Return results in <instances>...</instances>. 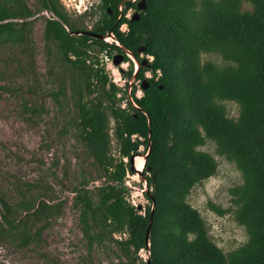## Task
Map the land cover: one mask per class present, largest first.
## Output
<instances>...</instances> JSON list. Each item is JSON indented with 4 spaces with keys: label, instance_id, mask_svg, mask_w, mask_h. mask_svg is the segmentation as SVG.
<instances>
[{
    "label": "trees",
    "instance_id": "16d2710c",
    "mask_svg": "<svg viewBox=\"0 0 264 264\" xmlns=\"http://www.w3.org/2000/svg\"><path fill=\"white\" fill-rule=\"evenodd\" d=\"M38 1L52 14L43 30L47 50L54 48L70 69L76 135L105 178L95 190L75 189L89 246L107 236L125 257L121 264H264V0H145V9H137L139 0H99L100 14L89 29L71 20L59 0ZM243 1L251 8L243 9ZM131 8L138 11L137 20L125 16ZM31 15L24 0H0V43L18 46L27 59L31 38L25 18ZM125 22L128 30L122 31ZM80 29L111 34L119 44L70 32ZM142 46V53L153 57L147 65L139 56ZM92 49L111 56L121 52L130 76L132 61L124 52L129 51L138 62L137 80L150 69L153 76L142 95L137 97L134 88L128 92V83L122 89L110 81ZM209 52L227 63L202 60ZM62 92L60 87L53 93L57 103ZM224 101L237 104L236 117L228 116ZM23 107L29 109L25 102ZM110 130L117 156L111 152ZM207 141L215 144L217 155L235 163L242 177L229 192L247 240L227 253L209 237L199 210L187 200L195 184L216 173L214 156L200 149ZM140 153L149 201L143 210L127 199L125 185L126 175L135 172L130 158ZM0 207V235L22 245L57 211L39 197L16 202L0 197ZM140 249L147 251L145 259L138 256Z\"/></svg>",
    "mask_w": 264,
    "mask_h": 264
},
{
    "label": "rangeland",
    "instance_id": "374dc122",
    "mask_svg": "<svg viewBox=\"0 0 264 264\" xmlns=\"http://www.w3.org/2000/svg\"><path fill=\"white\" fill-rule=\"evenodd\" d=\"M24 2L32 12L25 18L30 24L31 56L27 59L18 46L0 43V197L14 202L39 197V200L45 199L56 205L57 211L27 245L0 235V264L124 263L126 259L119 247L107 236L89 246L83 235L80 210L75 204V189L95 190L104 184L105 178L76 135L70 69L58 59L52 46V51L48 52L43 38L45 19L52 14L47 9H40L38 0ZM59 2L69 18L80 26L89 28L100 14L97 4L87 13H81L84 0ZM242 8L250 9L251 5L243 1ZM132 14V9L126 12L129 17ZM104 41L114 43L112 37ZM115 52L112 51L113 55ZM91 53L98 55L100 66L108 78L116 80L117 86L124 89L125 83H129L135 87L136 95L141 94L140 81L135 82L132 73L130 76L127 74L129 63L123 61V64L115 65L112 56L105 51L92 49ZM132 58L134 71L137 63L135 65ZM201 58L219 65L227 63L214 52L202 53ZM60 87L63 92L59 97L60 103H57L53 93ZM24 102L29 109L23 107ZM123 105L124 100L121 102ZM224 105L228 116H237L235 102L224 101ZM112 124L111 119L110 126ZM110 136L111 152L117 156V143L111 130ZM200 149L214 156L216 173L195 184L187 200L199 210L209 237L227 253L247 240L244 227L235 220V205L229 192L231 187L242 182V177L234 162L214 152L212 141H207ZM136 156L143 159L142 153ZM132 167L135 172L128 173L125 178L128 187L126 197L133 205L142 208L149 204L143 194L147 186L141 170L139 172L135 168L134 159ZM210 203L224 209V212L218 213ZM23 216L24 213L17 218ZM113 236L121 238L125 235L114 233ZM137 254L145 259L148 253L140 249Z\"/></svg>",
    "mask_w": 264,
    "mask_h": 264
},
{
    "label": "water",
    "instance_id": "95a60500",
    "mask_svg": "<svg viewBox=\"0 0 264 264\" xmlns=\"http://www.w3.org/2000/svg\"><path fill=\"white\" fill-rule=\"evenodd\" d=\"M146 3H145V0H139L138 3H137V8L138 9H145L146 8ZM139 17V13L138 12H134L131 16V20H137ZM72 34H88V35H91V36H94L96 38H99V39H103L105 37V35H101V34H94L93 32L91 31H87V30H84V31H80V30H75V31H70ZM123 48V47H122ZM124 49V48H123ZM145 49L144 46L138 48V52H143ZM112 61L115 65H119L122 61H123V55L121 54H115L113 55V58H112ZM143 64L146 63V59H142L141 61ZM149 85V82L147 79H143L142 80V89H145L147 88V86ZM139 155V154H137ZM134 157H131L130 158V163L132 164V161H133ZM143 159H144V156H143ZM139 171V170H137ZM140 172V171H139ZM137 208H140L139 206H137ZM151 220V218H150ZM146 237H148V229H147V232H146ZM147 264H149V261H147Z\"/></svg>",
    "mask_w": 264,
    "mask_h": 264
},
{
    "label": "clouds",
    "instance_id": "9594fccd",
    "mask_svg": "<svg viewBox=\"0 0 264 264\" xmlns=\"http://www.w3.org/2000/svg\"><path fill=\"white\" fill-rule=\"evenodd\" d=\"M133 1H136V0H133ZM99 2V0H84V2H83V6H84V9L81 11V13H85L86 11L88 12V11H90L94 6H95V4H97ZM137 2V1H136ZM120 9H121V7H120ZM129 10H131V9H129ZM128 11V10H127ZM134 13V12H133ZM125 16L126 17H128L129 18V15H126L125 14ZM132 16V15H131ZM130 16V17H131ZM122 24H126V30H123V31H127L128 30V25H127V23L125 22V23H122ZM121 24V25H122ZM121 25H120V27H121ZM121 30V29H120ZM107 37H112L113 39H114V41L116 40L115 38H114V36L113 35H111V34H108V35H105V37L103 38L104 40H107ZM117 41V40H116ZM118 42V41H117ZM115 43V42H114ZM116 44V43H115ZM119 44V43H118ZM122 47V46H121ZM126 52V55L129 57V59L130 58H132L133 57V55L129 52V51H125ZM139 53H142V52H139ZM143 54V53H142ZM115 55V54H114ZM130 55V56H129ZM147 55L148 56H152V55H150V54H143V56H142V58L143 59H146V63H147V61H151V60H148V57H147ZM140 56V55H139ZM141 57V56H140ZM112 58H113V55H112ZM134 58V57H133ZM132 58V60H133V62H134V64H136L137 63V65H138V62L135 60V58L133 59ZM153 58V57H152ZM123 62V61H122ZM120 63V64H123V63ZM127 63H129L128 61H126ZM119 64V65H120ZM135 66L136 68H135V70L134 71H132L131 73H132V77L135 79V80H137L136 79V76H135V72H136V70H137V68H138V66ZM148 70H150V69H148ZM148 70H146V71H148ZM159 70V69H158ZM145 71V72H146ZM151 71V70H150ZM145 72H144V78L143 79H148V78H150V77H146L145 76ZM153 76V75H152ZM151 76V77H152ZM143 79H140V81H141V83H140V86H141V91L143 90L142 89V80ZM109 80L110 81H112L111 80V78H109ZM113 82V81H112ZM114 83V82H113ZM114 84H116V83H114ZM128 85H129V83H128ZM134 90H135V87H134ZM136 92V91H135ZM142 93H143V91H142ZM118 95H120V92L118 93ZM136 95V94H135ZM142 95V94H141ZM140 95V96H141ZM137 96V95H136ZM140 96H137V97H140ZM124 106V105H123ZM142 170V169H141Z\"/></svg>",
    "mask_w": 264,
    "mask_h": 264
},
{
    "label": "built area",
    "instance_id": "2783aa9c",
    "mask_svg": "<svg viewBox=\"0 0 264 264\" xmlns=\"http://www.w3.org/2000/svg\"><path fill=\"white\" fill-rule=\"evenodd\" d=\"M120 29L123 31V30H126V24H122L121 25V27H120ZM116 44H118V42L115 40L114 41ZM130 56V55H129ZM140 56L142 57L143 56V54L142 53H140ZM147 57H148V60H152V56H148L147 55ZM136 65V64H135ZM153 75V73H152V71H150V70H148V71H146L145 72V76L146 77H151ZM160 75V70H156L155 71V76H159ZM140 81V79H138V80H135V82H139ZM113 82L115 83L116 82V80L115 79H113ZM140 83H141V81H140ZM134 88V86H130V84L128 85V87H127V91L128 92H130L132 89ZM140 91H141V86H140V89H139ZM141 94H142V91H141ZM141 94H139V95H137V96H140Z\"/></svg>",
    "mask_w": 264,
    "mask_h": 264
},
{
    "label": "bare ground",
    "instance_id": "6f19581e",
    "mask_svg": "<svg viewBox=\"0 0 264 264\" xmlns=\"http://www.w3.org/2000/svg\"><path fill=\"white\" fill-rule=\"evenodd\" d=\"M107 39L109 40L110 39V37H107ZM137 158V160H135ZM143 160L144 159H140L138 156H135L134 157V162H135V168L137 169V170H141L142 169V167H143Z\"/></svg>",
    "mask_w": 264,
    "mask_h": 264
},
{
    "label": "flooded vegetation",
    "instance_id": "af4514ba",
    "mask_svg": "<svg viewBox=\"0 0 264 264\" xmlns=\"http://www.w3.org/2000/svg\"><path fill=\"white\" fill-rule=\"evenodd\" d=\"M136 2V1H135ZM138 3V2H137ZM137 7V6H136ZM132 9V8H131ZM138 9V8H137ZM133 10V12H138L137 10H135V9H132ZM110 11V10H109ZM91 27V26H90ZM89 27V28H90ZM88 28V29H89ZM88 29H80V31H84V30H87V31H90V30H88ZM83 34V33H82ZM122 49V48H121ZM125 52V51H124ZM126 53V52H125ZM115 54H121L122 55V53L121 52H115ZM143 64V63H142ZM143 65H147V63H145V64H143Z\"/></svg>",
    "mask_w": 264,
    "mask_h": 264
}]
</instances>
